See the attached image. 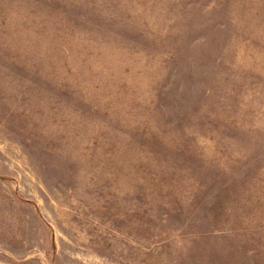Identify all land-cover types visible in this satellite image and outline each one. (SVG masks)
<instances>
[{
    "label": "rangeland",
    "instance_id": "rangeland-1",
    "mask_svg": "<svg viewBox=\"0 0 264 264\" xmlns=\"http://www.w3.org/2000/svg\"><path fill=\"white\" fill-rule=\"evenodd\" d=\"M0 264H264V0H0Z\"/></svg>",
    "mask_w": 264,
    "mask_h": 264
}]
</instances>
